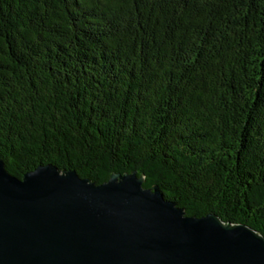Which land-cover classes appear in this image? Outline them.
Masks as SVG:
<instances>
[{
  "label": "trees",
  "instance_id": "16d2710c",
  "mask_svg": "<svg viewBox=\"0 0 264 264\" xmlns=\"http://www.w3.org/2000/svg\"><path fill=\"white\" fill-rule=\"evenodd\" d=\"M0 160L264 237V0H0Z\"/></svg>",
  "mask_w": 264,
  "mask_h": 264
},
{
  "label": "water",
  "instance_id": "95a60500",
  "mask_svg": "<svg viewBox=\"0 0 264 264\" xmlns=\"http://www.w3.org/2000/svg\"><path fill=\"white\" fill-rule=\"evenodd\" d=\"M97 185L47 164L19 179L0 160V264H264V237L189 217L144 176Z\"/></svg>",
  "mask_w": 264,
  "mask_h": 264
}]
</instances>
